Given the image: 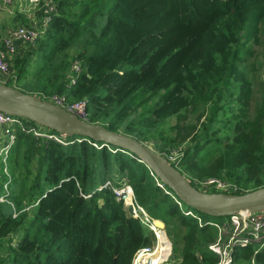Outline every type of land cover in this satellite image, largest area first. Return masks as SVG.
Listing matches in <instances>:
<instances>
[{"label":"trees","instance_id":"16d2710c","mask_svg":"<svg viewBox=\"0 0 264 264\" xmlns=\"http://www.w3.org/2000/svg\"><path fill=\"white\" fill-rule=\"evenodd\" d=\"M51 1L35 42L16 43L14 80L30 76L40 97L87 100V121L150 143L196 188L209 177L232 184L231 193L264 186V0ZM65 141L16 130L0 264H132L155 236L114 193L125 183L164 224L174 264L217 263L209 249L217 229L207 221L222 217L187 207L125 149ZM106 181L112 187L98 190ZM233 255V264H264L259 243Z\"/></svg>","mask_w":264,"mask_h":264},{"label":"built area","instance_id":"2783aa9c","mask_svg":"<svg viewBox=\"0 0 264 264\" xmlns=\"http://www.w3.org/2000/svg\"><path fill=\"white\" fill-rule=\"evenodd\" d=\"M15 0H0L2 4H10ZM31 4L38 6L41 11V27H45L51 19V13L54 10L51 0H28ZM39 29L36 26L18 25L9 31L1 38L2 49H0V83L9 85V81L12 80L13 75L9 70V59L16 50V43L23 42L25 44H33L39 36ZM71 71L74 73L71 77L73 83L75 78L80 72V64L78 60L71 61ZM47 101H50L57 106H60L78 116L87 120L86 103L87 100H81L76 103L68 104L63 96L52 95L49 97H41ZM31 131L38 137H48L55 139L61 144H65V135L53 134L49 132V129L35 125V127H28L25 124V119L17 117L15 115L0 111V138L5 136L4 140L0 139V181L2 194L0 195V203H8L10 196V186L12 182V176L8 167V163L11 156V151L16 141V130ZM174 161L175 156L169 157ZM111 186L110 181H106L100 185L97 189L100 190L104 187ZM114 193L124 201L125 206L132 205L133 217H138L141 221L149 227L155 236V243L149 247L140 248L134 255L132 264H142L141 259L145 255H149L155 252L159 247V235L164 238V241L169 243V253L158 264L166 261L171 255V242L164 230V227L157 226L155 220L152 219L148 213L140 206L134 199L133 191L129 185L125 183L121 188L112 187ZM197 189L210 192L211 189H216L221 192H229L235 190L232 184L223 181L216 177H209L203 179L197 183ZM131 192L132 197L129 203L126 202L125 197ZM89 196V195H87ZM180 204V202H179ZM185 214L194 215L192 210H184ZM15 210H13V216H16ZM199 223H202V219L198 218ZM218 231L217 239L214 243L209 245V249L218 255V261L216 264H233L235 248L245 246L250 242L264 244V210L260 211H240L238 213L222 217L218 221L210 222Z\"/></svg>","mask_w":264,"mask_h":264},{"label":"water","instance_id":"95a60500","mask_svg":"<svg viewBox=\"0 0 264 264\" xmlns=\"http://www.w3.org/2000/svg\"><path fill=\"white\" fill-rule=\"evenodd\" d=\"M0 111L28 120L66 137L83 136L135 154L187 207L212 217L240 211L264 210V186L244 193L207 192L197 189L163 154L132 136L91 123L35 94L0 83ZM132 214V205H126ZM162 227L164 225L162 224Z\"/></svg>","mask_w":264,"mask_h":264},{"label":"crops","instance_id":"0c3cea01","mask_svg":"<svg viewBox=\"0 0 264 264\" xmlns=\"http://www.w3.org/2000/svg\"><path fill=\"white\" fill-rule=\"evenodd\" d=\"M40 22L41 11L38 9V6L31 4L28 0H15L10 4L0 3V40L11 28L18 25H33L37 28H41L39 27L41 26ZM213 221L218 220H211L207 222Z\"/></svg>","mask_w":264,"mask_h":264},{"label":"rangeland","instance_id":"374dc122","mask_svg":"<svg viewBox=\"0 0 264 264\" xmlns=\"http://www.w3.org/2000/svg\"><path fill=\"white\" fill-rule=\"evenodd\" d=\"M103 22H104V20H102L101 21V23H100V26L103 24ZM30 70H32V67H30L29 68ZM11 72L12 73H14L13 72V70L11 69ZM14 78V77H13ZM12 78V80L11 81H9L8 83H9V85H13L14 87H16V88H18V89H20L21 91H23V92H27V93H29V91L31 90V94H35V95H37L38 94V91H37V89L35 88V87H32L31 86V84L30 83H28V82H30V80L29 79H31V77L30 76H28V77H24V78H21V79H19V81L18 80H14ZM6 137L5 136H1V140H4ZM54 139H55V137H54ZM64 142H65V144H66V141L64 140ZM148 146H150L151 147V144L150 143H148ZM152 148V147H151ZM153 149V148H152ZM154 150V149H153ZM157 152V151H156ZM9 170H10V173H11V168H10V164H9ZM11 175H12V173H11ZM1 183H2V181H0V195L3 193L2 192V190H1ZM10 189H12V185H11V187H10ZM12 191V190H11ZM127 200V199H126ZM127 203H129V201H127ZM5 205H7V204H5ZM6 208H7V206H5ZM171 242V241H170ZM154 244H156V243H154ZM260 244V247H262V246H264V244H261V243H259ZM168 249V248H167ZM159 251V249H157L155 252H153V253H151V254H153V256L152 255H145V256H143L142 258H144V260L143 261H141L142 262V264H158V260H160V259H158V252ZM168 251V250H167ZM166 253V250L165 251H163V254H165ZM169 253V252H168ZM156 256V257H155ZM155 257V258H154ZM160 264H174V261L173 260H171V256H169V258L166 260V261H164V262H162V263H160Z\"/></svg>","mask_w":264,"mask_h":264},{"label":"bare ground","instance_id":"6f19581e","mask_svg":"<svg viewBox=\"0 0 264 264\" xmlns=\"http://www.w3.org/2000/svg\"><path fill=\"white\" fill-rule=\"evenodd\" d=\"M131 197H132V194H131V192L130 191H128V194H127V196L125 197V200H126V202L127 201H129L130 202V200H131ZM155 224L157 225V226H162L160 223H158L157 221H155ZM159 247H158V249H159V251L157 252L158 253V259H160V260H158V263L160 262V261H162V260H164V258L168 255V252H169V243L167 242V241H164V238L161 236V235H159ZM168 248V249H167ZM166 250V253L165 254H163V251H165ZM168 250V251H167ZM150 255H152L153 256V254H150ZM156 257V256H155ZM154 257V258H155ZM144 260V258H142L141 259V261H143Z\"/></svg>","mask_w":264,"mask_h":264}]
</instances>
